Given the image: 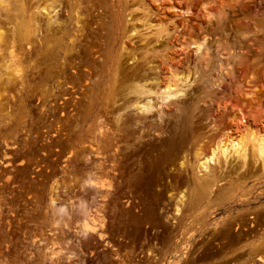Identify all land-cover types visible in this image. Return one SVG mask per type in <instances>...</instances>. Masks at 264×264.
Listing matches in <instances>:
<instances>
[{
  "label": "rangeland",
  "instance_id": "1",
  "mask_svg": "<svg viewBox=\"0 0 264 264\" xmlns=\"http://www.w3.org/2000/svg\"><path fill=\"white\" fill-rule=\"evenodd\" d=\"M247 125L264 0H0V264H264L261 161L197 168Z\"/></svg>",
  "mask_w": 264,
  "mask_h": 264
},
{
  "label": "bare ground",
  "instance_id": "2",
  "mask_svg": "<svg viewBox=\"0 0 264 264\" xmlns=\"http://www.w3.org/2000/svg\"><path fill=\"white\" fill-rule=\"evenodd\" d=\"M44 11L47 12L48 18H52V16L56 15L55 10L53 14L48 12L46 8H44ZM196 47L197 53L203 52V47L201 44H197ZM11 55L14 56L13 53ZM10 62L14 65L15 58L11 57ZM188 80L189 77H183L172 73L171 77L163 84L164 87L158 85V89L162 95L161 101L165 103L173 98L181 96L184 91V86H186ZM134 85L136 87L135 91H137L138 98L132 103V105L144 113H152L154 110V105L151 100H142L144 96H147L146 94L152 93L151 89H145L140 85V83L137 82ZM250 148L256 154L257 159L261 161L260 163H262V168L264 169V132L262 133V131L259 129L254 130V128H251V126L249 127V125H247L246 132L236 136L230 135L229 133V135L221 138L219 142L211 149L210 154L198 161V173L202 175L213 174L215 168L213 169L211 164L222 166L223 163L224 166H227L231 159L243 164H247L248 152ZM177 211H179L178 208ZM99 219V213L95 216L88 215V213L85 214L82 219V225L84 226L83 231L85 233L96 232L98 225H103V222H101Z\"/></svg>",
  "mask_w": 264,
  "mask_h": 264
}]
</instances>
